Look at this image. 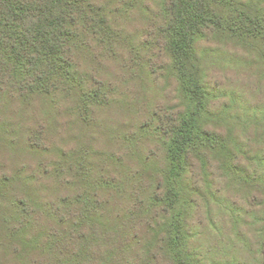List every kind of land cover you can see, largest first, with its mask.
<instances>
[{
	"label": "rangeland",
	"instance_id": "rangeland-1",
	"mask_svg": "<svg viewBox=\"0 0 264 264\" xmlns=\"http://www.w3.org/2000/svg\"><path fill=\"white\" fill-rule=\"evenodd\" d=\"M254 1L264 8V0ZM86 3L100 18L75 57L83 80L52 96L0 100V174L38 181L36 188H45L43 197L62 214L111 173L127 188L149 169L164 168V142L149 128L159 116L172 123L187 107L161 33V0ZM190 65L201 85L192 109L202 129L226 142L236 165L232 171V162L212 154L204 173L193 160L199 194L187 211L191 247L215 264L256 262L264 247V50L203 38ZM93 79L100 81L99 96L87 111L79 94L91 90ZM30 122L41 131L38 147L45 152L8 151Z\"/></svg>",
	"mask_w": 264,
	"mask_h": 264
},
{
	"label": "trees",
	"instance_id": "trees-1",
	"mask_svg": "<svg viewBox=\"0 0 264 264\" xmlns=\"http://www.w3.org/2000/svg\"><path fill=\"white\" fill-rule=\"evenodd\" d=\"M161 5V33L187 99L172 123L159 116L149 128L164 142L165 167L149 169L127 188L111 173L94 181L96 191L74 199L64 214L43 197L38 181L0 174V264H215L191 247L187 211L199 194L193 160L204 173L212 154L232 162V171L236 165L226 142L202 129L192 109L201 85L190 63L199 41L213 36L264 50V8L254 0H161ZM93 9L86 0H0V100L52 96L83 80L75 57L87 33H96L100 17ZM90 87L78 101L87 111L99 96L100 81L93 79ZM30 123L8 151L45 152L38 147L41 131ZM21 134L27 137L19 139ZM260 254L256 262H231L264 264V247Z\"/></svg>",
	"mask_w": 264,
	"mask_h": 264
}]
</instances>
